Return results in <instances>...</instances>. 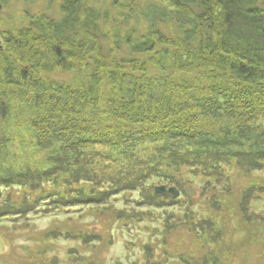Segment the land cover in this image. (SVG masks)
Returning <instances> with one entry per match:
<instances>
[{
  "label": "trees",
  "instance_id": "1",
  "mask_svg": "<svg viewBox=\"0 0 264 264\" xmlns=\"http://www.w3.org/2000/svg\"><path fill=\"white\" fill-rule=\"evenodd\" d=\"M57 1L60 2L59 18L28 14L27 24L22 28L0 31V39L14 48L13 53L0 51V201L4 202H0V210L6 208V214H0V223L5 225L0 228V236L8 246L12 245V240L7 235L14 234L12 223L17 228L23 224L32 229L33 216L54 212L89 210L95 215L109 212L105 214L109 222L115 221L127 231L144 220H153L155 207L161 205L148 202L143 196L148 186L160 181L156 167L165 159L153 155L140 164H134L136 161L132 159L136 152L146 148L139 146L148 138L165 136L164 140L171 144L174 143L171 136L177 135L180 140H176L181 141L180 136L187 135L184 152L190 159L182 162L181 167L191 172L198 169L210 182L215 178L220 180L231 167L243 174L264 172V130L260 132L255 123L241 132L237 145L229 149L217 148L222 146L225 134L230 135L235 128L241 130L243 124L250 123L248 112L255 109L264 113V0H168L169 7L154 1ZM107 2L111 8L120 9L122 5L125 10L122 16L126 18L123 25L117 21L114 24ZM136 21L145 27L144 34L135 30ZM170 28L184 47L182 57L183 52L177 49L168 52L167 31ZM45 43L53 47L44 51L40 44ZM83 51V55L97 64L85 76L81 97H77L75 89L80 86L72 85L64 77L71 71L72 61ZM29 54L39 60L31 62L27 59ZM105 54L109 58H105ZM146 56L155 57V62L163 68L168 66L170 75L164 74L157 79L152 75L137 77L127 71L136 70L137 62L145 63ZM178 63L181 67L183 64L190 66L189 70L185 66L179 72ZM104 72L113 75L111 81H103ZM57 73L64 76L55 77ZM187 73H190L189 80H180L181 86L189 87L192 93L183 91L179 100L172 96L167 105L155 104L154 95L169 96L172 90H177L172 78H184ZM86 92L89 97L84 99ZM220 97L229 102L227 112L219 106ZM113 101L120 103L117 108L110 105ZM230 103L235 104L231 107ZM52 117L57 118L58 128L53 125ZM63 135L69 139L68 146L73 148L70 153L63 154L58 147ZM80 142L123 147L122 150L130 154L128 163L125 162L126 170L116 171L117 168L109 165L118 175L106 176V172L98 169L104 167L102 164L91 169L84 165L74 166L75 170L67 167V162L81 157L76 152ZM177 145L180 147L183 143ZM47 146L52 148L49 150ZM51 150L63 154L60 160L47 158ZM181 156L182 153L177 157ZM137 165L141 166L139 170H135ZM42 175L48 176L46 182L42 180L38 185L32 182ZM160 182L159 185H174L180 194L176 183ZM254 184L264 188L262 181ZM28 186L30 191L26 189ZM32 186L39 189L32 191ZM49 190L57 198L75 190L87 194L47 203L42 197ZM56 191L61 193L56 194ZM259 194H251L249 199L247 196L246 201L259 199L264 190ZM123 195H133L132 200L137 205L117 209L115 200H121ZM232 198L233 195L225 196L220 212L204 220L206 224L213 223L221 232L223 243L221 246L216 243L214 249L225 254L223 244L232 243L230 249L234 250L247 240L246 251L254 241L253 230L258 221L243 217L242 212L248 209L241 206L243 199L231 205ZM177 205L182 206L181 203ZM167 211L157 215L162 227L157 231L156 252L151 261L144 254V264H173V253L177 246L183 245L177 236L185 237L190 233V224L181 226L187 233L175 227L185 222L190 209L177 206L176 211ZM237 229L245 232L240 240L233 239L232 233ZM66 234L68 236L55 229L44 232L38 239L50 242L60 236L75 240L90 236L98 243L96 247L100 243L105 246L114 243L112 235L106 238L96 232ZM228 236L230 242L226 240ZM144 246L148 252L153 244L147 241ZM31 254L33 256L22 259L21 264H48L45 257L36 256L37 252ZM182 264L190 262L186 260Z\"/></svg>",
  "mask_w": 264,
  "mask_h": 264
},
{
  "label": "rangeland",
  "instance_id": "2",
  "mask_svg": "<svg viewBox=\"0 0 264 264\" xmlns=\"http://www.w3.org/2000/svg\"><path fill=\"white\" fill-rule=\"evenodd\" d=\"M98 1V0H97ZM126 2L132 1V0H124ZM137 1L138 3H146L148 1H154L158 2L160 5H164L166 7H169V1L168 0H133ZM145 5V4H144ZM60 2L57 0H0V31H12L15 28H22L23 25L27 24V17L28 14L34 15V14H43L48 15L51 18H59L61 16V12L59 10ZM120 9L111 8L109 6V2L106 3V7L111 11L112 14V21H114V24L116 21L121 23V25L125 22V17L122 15L125 13L124 8H122V5H119ZM127 14V13H126ZM124 19V20H123ZM123 20V21H122ZM135 30L137 32H140L144 34L145 27L142 24H137V21L135 22ZM112 25V23L110 24ZM168 34V43L167 47L169 49L168 52H171L172 50L184 51V47L180 41L177 40V37L175 35L174 30L171 28L167 31ZM0 51L3 50L5 53L8 51V53H13L14 48L11 44H7L3 41V38L0 39ZM40 47L44 51H47V49H51L53 46H51L48 43L40 44ZM19 51L18 49L16 50ZM85 52L83 51L81 55L77 56L76 59H72L71 63V71L67 76L64 77V79H68L69 82H72V85H79L80 87L78 89H75L76 96L81 97L80 93H82V89L84 87V78L88 73L91 72L92 66L96 65L97 62H92L89 60V56L83 55ZM183 52L181 54H184ZM27 59H29L31 62L36 63L39 58L33 56V54L27 55ZM114 55L113 57H115ZM105 58H109L108 54H105ZM108 61H111L109 59H106ZM145 63L137 62L136 70H127L128 72H132L131 74H134L135 76H154L157 79L160 78V76H163L164 74L170 75V70L168 69V66L166 68H163L162 65L157 62H155V57L152 56H146L143 58ZM139 65H142L139 67ZM182 65V64H181ZM178 63L179 72H182V70L185 68L188 69L190 66L183 64V67ZM189 70V69H188ZM103 81L109 82L112 80L113 75H110L106 72L102 74ZM107 75V77H106ZM185 75V74H184ZM182 75V76H184ZM64 76V75H61ZM60 73L55 74V77H61ZM181 77V75H180ZM190 77V73H187V75L184 76V78H172V80H175L173 83V86L176 87L177 90H172L169 96L165 97L161 94V96L154 95L155 98V104L157 105H167L169 104V101L172 96L178 97V100L181 98L182 92L192 93V89H189L187 86H181L180 80L188 81ZM187 85V84H186ZM192 91V92H191ZM156 93V90H155ZM79 95V96H78ZM89 97L88 92L83 94V98ZM110 97V96H109ZM114 97V96H112ZM116 99V97H114ZM117 101V100H116ZM113 101L110 102V105L113 106V108H117V106L120 104L119 102ZM229 101V100H228ZM225 99L219 98L218 103L222 110L225 112L229 109V102H226ZM108 104V102H107ZM235 103L231 105L233 107ZM254 107V106H253ZM228 108V109H227ZM261 113V114H259ZM239 114L242 115V112ZM66 115V114H65ZM248 118L251 119L249 124H243L241 130L235 128L231 131L230 135L225 134L222 137L221 143L217 147L222 148L225 147L226 149H229L232 146H235L238 144L240 137V134L242 131H246L250 128V124L255 123V126L260 128V132L264 130V113L262 115V111L258 110L255 111L253 109L250 113L246 114ZM57 118L52 117L53 125L57 127ZM253 119V120H252ZM66 117L64 116L63 122H65ZM263 128V129H262ZM174 133H178L175 132ZM173 133V134H174ZM86 136V135H85ZM177 135L171 136L174 143L169 144L163 137H152L148 138L149 140L143 141V143L139 147H146L145 149H141L140 152H136L138 156H134V164L139 163L142 160H146L149 157H152L153 155H157L156 158L162 157L165 159L164 163L158 162L156 167V174L160 181L165 182H172L176 183L178 187H180L181 191L180 194L177 196V198H173L172 196H162L155 192V187L157 186H165V185H159L160 181H154V185L148 186V188L145 191V195L143 196V199L151 202V203H158L161 205V207H153L152 209H155V215L153 220H144V222H140L138 225H135L130 230H126L121 224L116 223L115 221H112V223L109 222V219L105 215L109 212H103L99 213L98 215H95L94 213H90L89 210L86 211H71L70 213H49L47 215L43 216H33L31 220V226L32 229H28L21 224L20 227H16L15 223H12V227H14V231L12 233H9L7 236L9 239L12 240V245H7L5 243V250L6 253L0 254V264H21L24 262V258H29L30 256H33L31 253L37 252L36 256L42 255L45 257V260L48 264H89L90 262H95L97 264H115V262H118L119 264H134L135 262L137 264H144L145 263V255H148L149 260H152L153 252H156V238L159 236V233L157 232L162 227V221L158 218V213H166L167 212L172 213L173 211L177 210V206L180 207H187V209H190L189 211V217L185 219L184 223H178L175 224L176 230L184 231L187 233V229L181 226L184 224H190V233L183 237L181 235H178L177 237L180 240V244L177 246V250L173 253V259L175 261L173 264H182L185 263L187 260L190 262V264H264V194L259 199H254L250 203L246 201V198L248 196V199L251 197V194L253 195H260L264 188H261L254 184L256 181H262L264 182V172H254L252 174H243L242 171L238 169H234L231 167V170L228 169L224 174V177H221L220 180L217 178L212 179V181H208V179L204 178L200 173L198 169H194L193 172L187 170L184 171L183 166L184 164L182 162H185L187 159L189 160L190 156L189 154H185L184 149L187 147V138L188 136H180L182 137L181 141L179 138H176ZM81 137V136H80ZM152 139V140H151ZM168 139V138H167ZM166 139V140H167ZM178 139V140H176ZM59 145L58 147H61L60 151L62 150V153H70V151L73 149L72 147L68 146L70 145L68 143L69 139H66L63 135L61 139H59ZM178 143H183L182 146L178 147ZM173 144V145H172ZM172 145V146H171ZM78 148L76 149V152L81 154V157L78 158L76 156L77 160L70 161L66 163L67 167H70L71 169H74V166L76 165H84L85 168H92L93 166H99L102 164L104 167H108L111 165L112 167L117 168L116 171L121 168L123 170H126L124 167L128 163V158L130 154L125 153L122 149L123 147H120L116 144H103V143H96V144H90V143H83L80 142L78 145ZM138 147V148H139ZM47 148L50 150L52 147L47 146ZM59 152V151H58ZM58 152H55L54 150H51L47 158H49L51 161L53 160H60V157L63 154H58ZM182 153L181 157H177ZM189 156V157H188ZM131 159V161H132ZM126 162V163H125ZM56 163V162H55ZM92 163V164H91ZM58 165V164H57ZM104 167L101 169L98 167V169L101 172H106L107 175H118L114 174L115 170L113 168L109 167L107 169H104ZM141 167L140 165H137L135 167V170H139ZM75 170V169H74ZM111 171V172H110ZM42 172L39 171V174ZM102 173V174H103ZM125 174V172H122ZM67 177L71 176V173L69 175H66ZM115 176V177H116ZM125 176V175H124ZM254 177L256 178L254 180ZM262 177V179H259ZM161 178V179H160ZM48 179V176H41L40 178L34 179L32 182L36 183L38 185L41 183V181H45ZM217 179V180H216ZM152 181V182H153ZM210 182V184L208 182ZM46 182V181H45ZM214 182V183H213ZM159 183V184H158ZM26 184V183H25ZM254 184V185H253ZM169 185V186H167ZM167 187H172L171 184H167ZM77 187V185H75ZM75 187V188H76ZM187 187H191L195 190L196 194L194 198H189L185 195L183 192ZM32 191H35L36 189L34 186H32ZM35 188V189H34ZM27 191H30V187L28 186ZM41 192V191H40ZM56 194H59L61 192L56 191ZM42 193V192H41ZM83 193H86L82 190H75L73 192H65L60 198L54 197V192H51L49 190V193L45 194L42 199L47 201V203L52 202H58V201H65L69 199L71 196L81 195ZM42 195V194H41ZM231 205L234 203L236 204V200L239 202L240 199L242 200L241 206H245L248 208L245 210L246 212H242L243 217L246 218H257V225L255 227L254 231V239L253 243L250 244V247L246 248L245 251V243L249 241H245L244 245L239 243L238 248H235L234 250H231V244H223L225 245L224 249L227 253H223L221 251L217 252L214 248H216V243L221 244L223 243V237L221 236V232L216 229L215 225L213 223H205L204 220H209L208 218L211 217V215H217L220 210L223 208L222 205L225 204V201H223V198L225 196L232 197ZM23 196V195H22ZM136 196V195H135ZM40 197V196H39ZM38 197V198H39ZM132 196L130 195H123L121 200L118 199L115 200L117 209L128 207L132 208L136 204L135 201L132 200ZM137 197V196H136ZM170 197V198H169ZM37 198V199H38ZM40 199V200H42ZM132 200V201H131ZM246 201V204H245ZM1 203H4L3 200L0 201ZM9 202V200H8ZM183 202L185 204H183ZM172 203V204H171ZM182 204L177 205V204ZM177 205V206H176ZM11 205L7 206L9 208ZM238 206V204H237ZM6 208H4L5 210ZM210 209V210H209ZM4 210H0V214L4 213ZM10 212H7L9 215ZM161 213V214H162ZM151 216V215H150ZM235 223L237 222V218L234 219ZM205 223L206 225L202 224ZM5 225H1L0 228H3ZM238 226V225H237ZM93 227H98L97 229H93ZM159 228V229H158ZM179 228V229H178ZM239 228V227H238ZM5 229V228H4ZM55 229L64 235L68 236L66 233H74L78 234L80 232H83L84 234H89L91 232H96V235L101 234L107 236H111V239H114V243L111 245H106L100 243L98 247L95 245L98 244L96 241L92 240L90 236L84 237L82 239L75 240L72 237H57L55 239H52V241L48 242L46 240H40L38 239L39 236H41L44 232L48 231H55ZM4 232V231H3ZM5 233V232H4ZM8 232H6L7 234ZM5 234V235H6ZM245 232L241 229H237V232H233V239H241L242 235H244ZM6 236V238H7ZM99 236V235H98ZM1 237V236H0ZM182 237V238H181ZM7 238V239H8ZM227 241L230 242L229 236L226 237ZM84 239L86 240L85 245ZM4 240V239H3ZM147 241H150L153 246H150L148 252H145V243ZM243 241V240H242ZM105 242V241H104ZM249 245V244H248ZM247 245V246H248ZM227 246V248H226ZM172 248H174L172 246ZM176 249V248H175ZM170 250V249H169ZM173 250V249H171ZM177 257V258H176ZM183 259V260H181ZM31 260V259H30ZM29 260V261H30ZM57 260V262H56ZM193 260L195 261L193 263ZM30 262H33L32 260ZM135 263V264H136ZM168 263V262H167ZM166 263V264H167ZM24 264H28L27 262ZM155 264V263H152Z\"/></svg>",
  "mask_w": 264,
  "mask_h": 264
},
{
  "label": "water",
  "instance_id": "3",
  "mask_svg": "<svg viewBox=\"0 0 264 264\" xmlns=\"http://www.w3.org/2000/svg\"><path fill=\"white\" fill-rule=\"evenodd\" d=\"M155 192L162 195V196H172V198H177V196L179 195V190L177 187L172 186V187H167L165 186H157L155 187ZM184 193L187 197L189 198H194L196 192L193 188L191 187H187L184 190ZM6 253L5 250V243L4 240L0 237V254H4ZM89 264H97L95 262H90Z\"/></svg>",
  "mask_w": 264,
  "mask_h": 264
}]
</instances>
